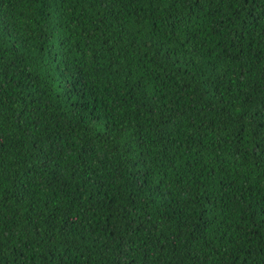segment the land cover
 Returning <instances> with one entry per match:
<instances>
[{"label":"trees","instance_id":"trees-1","mask_svg":"<svg viewBox=\"0 0 264 264\" xmlns=\"http://www.w3.org/2000/svg\"><path fill=\"white\" fill-rule=\"evenodd\" d=\"M0 264H264V0H0Z\"/></svg>","mask_w":264,"mask_h":264}]
</instances>
